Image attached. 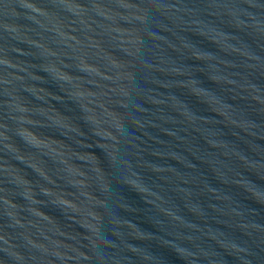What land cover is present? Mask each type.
<instances>
[{"label":"water","instance_id":"95a60500","mask_svg":"<svg viewBox=\"0 0 264 264\" xmlns=\"http://www.w3.org/2000/svg\"><path fill=\"white\" fill-rule=\"evenodd\" d=\"M0 264H264V0H0Z\"/></svg>","mask_w":264,"mask_h":264}]
</instances>
